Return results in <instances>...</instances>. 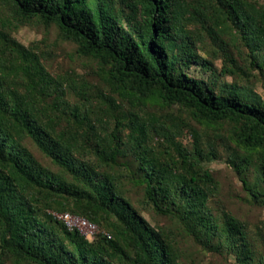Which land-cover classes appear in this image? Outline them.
<instances>
[{"label": "trees", "instance_id": "obj_1", "mask_svg": "<svg viewBox=\"0 0 264 264\" xmlns=\"http://www.w3.org/2000/svg\"><path fill=\"white\" fill-rule=\"evenodd\" d=\"M0 5L16 27H57L79 56L96 61L108 91L97 105L84 98L88 105L71 106L70 94L85 95L90 85L53 77L40 55L0 22V264H183L169 233L132 204L120 171L129 163L127 176L146 207L177 214L198 242L233 255L237 264H264L243 224L210 206L218 185L203 161L216 158L215 145L208 140L203 146L201 133L168 111L175 106L206 125L228 124L234 145L228 163L254 202L264 205V101L249 80L217 90L187 72L192 64L211 66L196 50L202 38L215 47L222 75L241 78V60L264 71V6L249 0ZM192 22L202 30H191ZM99 116L101 126L93 120ZM184 130L191 148L178 140ZM155 135L167 144L164 152L149 144ZM28 139L54 169L35 157ZM65 212L101 232L87 240L69 231L52 215Z\"/></svg>", "mask_w": 264, "mask_h": 264}, {"label": "rangeland", "instance_id": "obj_2", "mask_svg": "<svg viewBox=\"0 0 264 264\" xmlns=\"http://www.w3.org/2000/svg\"><path fill=\"white\" fill-rule=\"evenodd\" d=\"M249 1H254L264 6V0ZM0 22L3 23L6 33L11 38L25 47H31L40 55L42 63L53 77L71 79L77 85L85 81L90 85L85 95L79 94L80 91L77 89L75 90L78 94L75 92L70 94L67 102L71 106L88 105V102L86 103L84 98L90 100L89 104L97 105L101 93L107 94L108 91L102 81L100 69L96 61L92 58L79 56L76 53V45L72 42L64 41L59 36L57 27L51 26L46 28L36 23L16 27L7 14V11L1 5ZM189 28L196 33L202 30L199 23L194 22L189 24ZM202 40L203 42L198 40L196 50L202 58L211 62V66L210 68H202L199 65L192 64L187 70L191 76L207 81L212 86L214 85L217 90L223 84H238L244 87L247 84V80H249L248 88L260 95L262 101H264V71L253 68V65H249V63L244 64L241 60L238 62V65L242 66V69L247 72L245 74L243 70L242 72L239 71L242 74L241 78L237 79L236 75H222L220 73L222 69L221 59L213 54L215 47L211 45L210 40L204 41L203 38ZM232 50L236 56V47ZM147 103L149 104L145 107L151 108L153 106L151 104L152 102ZM123 104L128 105L124 101ZM136 106L139 105L136 104ZM168 111L175 113L181 119L180 121L188 123L190 127H193L201 133L203 146L207 145L208 140L215 145L217 150L216 158L203 161V167L211 172L218 185L217 191L211 197L210 206L217 214L225 211L237 221L241 222L251 242L264 255V205L254 202V199L245 190L233 167L228 163V157L231 155L234 146L230 140V126L228 124L206 125L205 123L191 119L185 110L181 112L175 106ZM103 119L108 121L107 118ZM93 120L97 126H101V116L94 117ZM109 124L111 128L114 127L112 121ZM62 125L64 126L65 123H62ZM98 133L102 135L104 132L99 128ZM178 140L187 148H191L192 137L187 130H184ZM26 144L40 162L54 169L49 159L43 156L31 140H26ZM149 144L157 149L158 152H164L167 148L165 141L159 139L156 135L152 136ZM122 163L124 165L129 162ZM120 171L123 174L124 182L128 188L127 193L132 204L142 212L143 216L152 225L162 227L169 233L173 244H175V247L181 254V262L183 264H237L233 255L215 253L198 242L192 235V229L177 214L163 215L156 213L150 207H146L141 202L143 196L142 191L132 183V177L127 176L133 173L132 163H129L127 167L120 166ZM256 177L257 173L251 170L248 175L249 181L253 182ZM262 185L264 186V184ZM6 264L11 263L7 262Z\"/></svg>", "mask_w": 264, "mask_h": 264}, {"label": "built area", "instance_id": "obj_3", "mask_svg": "<svg viewBox=\"0 0 264 264\" xmlns=\"http://www.w3.org/2000/svg\"><path fill=\"white\" fill-rule=\"evenodd\" d=\"M52 215L57 220L61 221L69 231H76L87 240L94 239L101 232L94 223L69 212L61 214L52 213Z\"/></svg>", "mask_w": 264, "mask_h": 264}]
</instances>
